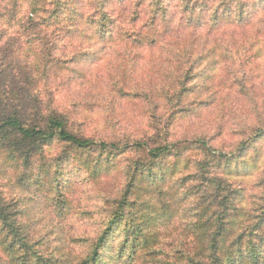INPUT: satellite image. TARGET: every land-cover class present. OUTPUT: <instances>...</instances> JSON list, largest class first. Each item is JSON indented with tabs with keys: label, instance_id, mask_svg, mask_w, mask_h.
<instances>
[{
	"label": "rangeland",
	"instance_id": "1",
	"mask_svg": "<svg viewBox=\"0 0 264 264\" xmlns=\"http://www.w3.org/2000/svg\"><path fill=\"white\" fill-rule=\"evenodd\" d=\"M101 1L114 24L95 13ZM146 1L20 0L16 18L0 17V52L9 54L0 58V86L10 89V80L31 73L33 87L25 88L37 102L28 108L44 119L58 115L73 135L97 144L88 151L58 138L40 148L25 147L16 135L0 140V264H82L132 176L137 205L125 209V222L91 264H169L182 242L198 249L209 215L188 191L208 179L198 170L209 152L230 160L214 173L240 199L227 264H249L250 247H238L236 233L246 213L264 212V0L249 25L215 8L186 21L179 0H165L170 16L154 24V2ZM28 19L38 24L34 36L24 33ZM192 67L188 92L177 101L175 86ZM103 141L122 149L176 146L135 176L136 166L152 164L148 155L102 151ZM126 226L145 232L146 242L121 248ZM259 249L264 255V244Z\"/></svg>",
	"mask_w": 264,
	"mask_h": 264
},
{
	"label": "trees",
	"instance_id": "2",
	"mask_svg": "<svg viewBox=\"0 0 264 264\" xmlns=\"http://www.w3.org/2000/svg\"><path fill=\"white\" fill-rule=\"evenodd\" d=\"M1 1L2 5H0V17L8 19L16 18L18 16V2L20 0ZM4 1H7L8 3L3 5ZM144 1L147 2L146 0ZM152 1L154 3L149 7L154 11V15H152V22L157 24V19L161 21L166 20L168 16H170L169 7L171 6L172 0L169 2H166L165 0ZM179 1L181 3L179 8L184 16V19L190 22H192V18L190 17L191 13L195 11L202 12V9L210 12L215 8L212 13L222 14L223 12L229 20H236L238 22L240 21L241 23H245L249 22L253 17H257L256 13L253 14V11L254 6H259V0H216L212 4L209 0ZM100 3L101 4L95 13L97 15L101 14V19L108 20L111 24H114V20L109 19L110 16L105 11V4L103 1ZM260 6L262 5L260 4ZM258 11H264V6L260 7ZM26 24L27 25L24 27L25 35L34 36L35 29L38 27V24H35L33 19H28ZM214 24H217V21L214 20ZM249 24H254V22H249L245 25ZM105 26L106 25L103 24V27ZM0 34H2L1 31ZM37 34L43 36V32H38ZM154 43L155 41L152 42V44ZM169 47L170 45L163 44L162 52L168 51ZM0 58H2L3 61H6L9 59V54L0 52ZM193 70V67L190 69L188 68L183 71L181 77H179V79L182 78V82L175 86V89H178L175 94L178 97L177 101H179L180 98L183 99L187 94L188 87H186V83L189 79H191L192 76L189 75L193 72ZM29 74L31 73L25 72L24 76L22 74L21 77L10 80V89H7L5 86H0V140H6L8 136L16 135L18 137V142L23 144L25 147L32 146L34 148H40L41 145H45V143L58 138L59 140L67 142L80 150L89 151L93 146L96 147L97 144H95L92 140L73 135L66 127L65 122H63L58 115L52 114L47 119H44L38 116L35 112V108H28L29 103L36 106L35 102H37V99L33 98L30 91L25 88V86L33 87L34 81L31 75L30 77L28 76ZM3 77L7 78L8 75L4 74ZM23 107H26L31 116L35 117L33 124L32 122L28 123L26 121V117H24L26 114L25 111H23ZM174 146L176 145H159V143H157V145H154V147L151 148L148 144L142 142L135 143L133 145L125 144L122 149L116 145L109 146V144L105 141L100 143L102 151L107 150V148H111L113 151L110 152L112 153L119 152L120 154L124 151L129 153L133 150H140L141 152L146 153L152 164L148 163L136 166L137 171L135 176H137L140 171L145 173L151 171L153 164H156L163 156L168 155ZM206 147L207 146L205 144L200 145L199 142V149L206 150ZM245 147H248V145ZM212 153L209 152L210 158L202 163L200 165V169L198 170L199 175L208 177V179H203L201 181L199 190L190 189L188 191L191 196H194L197 199L194 201L195 207L199 210H206L205 212L209 215L207 223L209 224L210 229L206 235L205 243L198 249L190 251L186 248V242H182V244L178 247L180 249L177 248L172 251V258L169 264H227L229 248L232 249L234 247V245L231 247L228 246V237L233 236L231 232V228L233 227L231 218L233 214L238 213L240 199L237 192L232 190L233 186L230 183L225 182V180H219L214 173L215 167L221 166L230 160L221 155V158H225V161H223L216 156H212ZM130 180L131 181H129V184L126 186L124 195L119 202L118 210L114 219L109 221L103 235L98 241L97 246L93 249L92 255L84 260L82 264H91L93 261L95 262L99 260L100 250L105 240L120 224L125 222V211L129 208V206L137 205L135 200L131 201L132 189L135 181L134 177H130ZM189 211L191 212L192 209ZM242 221V227L236 233V243H238V247L242 248L245 244L250 247V252H247L248 258L250 259L249 264H264V255L259 249L260 246L264 244V212L259 215H257L256 212L246 213V215L243 216ZM124 230L126 234L121 248L124 246L137 248L140 246V243L144 242V240L146 242L145 232H141L140 230H138V232H133L132 228L128 226H126ZM134 234L136 236L135 239H131ZM177 250H179L177 252L178 259L175 258V252ZM187 256L192 257L190 261L186 260ZM239 256L241 259L242 255L240 254Z\"/></svg>",
	"mask_w": 264,
	"mask_h": 264
}]
</instances>
